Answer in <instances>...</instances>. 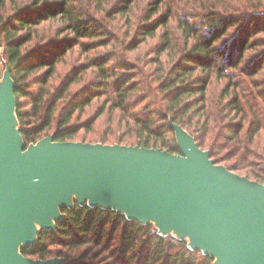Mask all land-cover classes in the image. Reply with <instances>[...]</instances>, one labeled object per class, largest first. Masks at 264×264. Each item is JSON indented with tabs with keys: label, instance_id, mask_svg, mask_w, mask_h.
<instances>
[{
	"label": "trees",
	"instance_id": "obj_1",
	"mask_svg": "<svg viewBox=\"0 0 264 264\" xmlns=\"http://www.w3.org/2000/svg\"><path fill=\"white\" fill-rule=\"evenodd\" d=\"M92 2L0 0V77L7 66L25 145L52 133L75 141L106 114L128 132L117 141H80L178 153L172 117L215 163L264 182V155L250 148L264 147V37H257L264 0H146L141 16L139 0H120L111 11L104 0ZM153 39L146 60L140 49ZM75 50L83 58L62 73ZM213 83L221 84L214 97ZM99 100L91 119L78 122ZM61 212L53 229H40L33 245L21 247L24 256L63 257L62 264H212L186 240L112 208L74 202Z\"/></svg>",
	"mask_w": 264,
	"mask_h": 264
},
{
	"label": "water",
	"instance_id": "obj_2",
	"mask_svg": "<svg viewBox=\"0 0 264 264\" xmlns=\"http://www.w3.org/2000/svg\"><path fill=\"white\" fill-rule=\"evenodd\" d=\"M14 81L0 77V264H62L20 249L53 229L74 202L112 208L161 235L187 241L212 264H264V182L210 158L168 118L178 153L140 145L57 141L25 145L15 113Z\"/></svg>",
	"mask_w": 264,
	"mask_h": 264
},
{
	"label": "rangeland",
	"instance_id": "obj_3",
	"mask_svg": "<svg viewBox=\"0 0 264 264\" xmlns=\"http://www.w3.org/2000/svg\"><path fill=\"white\" fill-rule=\"evenodd\" d=\"M25 1V0H23ZM140 4L138 6H136V11H138V13L140 14V16L142 15V6L145 4L146 0H139ZM88 2L90 3V7L93 6V2L92 0H88ZM120 0H104V11H111V9L113 8V5L119 3ZM138 16V15H137ZM136 19V17H134ZM53 27H55V24H53ZM161 32V30L159 29L157 31V34H159ZM264 37V32L263 33H259L257 34V37ZM180 40V39H179ZM155 43H157V40L153 39V40H149L145 45H143L140 49L141 53L143 54V57L146 60H149L152 57V50L151 47H153V45H155ZM181 44L180 42L175 41V44L178 45ZM107 49V48H106ZM94 53V51H91L90 54ZM133 53H128V55L133 56ZM83 54L79 53L78 50L74 51L73 56L67 58L68 60L66 61L65 65L63 67H61L62 69V73L64 71V69H67L69 67V65L71 63H74L75 61L77 62L79 59L83 58ZM145 68H148L150 66H144ZM153 67V66H151ZM150 70H148V72L144 75L146 77L147 80H151L152 76ZM264 75V73H263ZM221 88V84H217L214 85V83L212 84V86L210 87V91L212 92V96L214 97L216 94H218L219 90ZM101 103V100L94 102L90 107H88L85 111L84 114H82L79 119L78 122H82V121H89V119H91V117L94 115L95 113V109L97 108V106H99ZM118 125H116L115 123H110L109 119H108V115L103 114L101 117H99L91 126L90 130H86V128H82L78 131V133L76 134V136L74 138H78L75 141H80L81 138H101V137H109V141H117V139L119 137H121L124 133L126 134L128 132V127L126 126L125 122H122L118 127H116ZM44 137V136H43ZM41 137V138H43ZM40 138V139H41ZM39 140V139H38ZM99 142V141H96ZM117 143V142H115ZM251 149H253V153H258V155L263 154L264 155V147L260 145V143L257 146L251 145L250 146ZM224 151V150H222ZM253 160V159H252ZM238 173V170H237ZM153 224V222H151ZM171 235V234H170Z\"/></svg>",
	"mask_w": 264,
	"mask_h": 264
}]
</instances>
